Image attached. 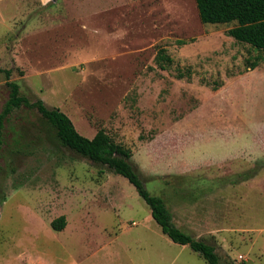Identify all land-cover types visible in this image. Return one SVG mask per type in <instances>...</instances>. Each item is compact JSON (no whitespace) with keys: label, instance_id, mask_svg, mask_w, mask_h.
<instances>
[{"label":"rangeland","instance_id":"1","mask_svg":"<svg viewBox=\"0 0 264 264\" xmlns=\"http://www.w3.org/2000/svg\"><path fill=\"white\" fill-rule=\"evenodd\" d=\"M22 7L0 24V69L11 72H0V113L15 82L82 136L104 131L220 264H264V53L229 36L233 23H202L195 0ZM0 264L207 263L161 232L126 179L20 107L1 136Z\"/></svg>","mask_w":264,"mask_h":264},{"label":"trees","instance_id":"2","mask_svg":"<svg viewBox=\"0 0 264 264\" xmlns=\"http://www.w3.org/2000/svg\"><path fill=\"white\" fill-rule=\"evenodd\" d=\"M199 19L204 24H234L227 33L234 40L246 44L250 48L264 53V0H195ZM158 60V59H157ZM167 63L171 60L167 58ZM257 66V61L250 63ZM8 80L11 72L1 70ZM9 98L0 113V144L3 124L10 113L25 107L35 109L46 122L56 130L60 143L87 158L93 163L107 166L116 175L126 179L138 195L144 200L151 216L161 232L173 243L186 245L197 253L207 264H220L213 246L197 240L177 228L172 223V216L164 200L160 196L151 195L134 171L130 158L132 153L120 144L114 143L102 130L97 131L89 139L75 129L69 117L58 109H49L42 100L29 101L19 94V86L15 82H7ZM66 225L64 216L51 222V228L58 232Z\"/></svg>","mask_w":264,"mask_h":264},{"label":"crops","instance_id":"3","mask_svg":"<svg viewBox=\"0 0 264 264\" xmlns=\"http://www.w3.org/2000/svg\"><path fill=\"white\" fill-rule=\"evenodd\" d=\"M55 0H0V24L6 25L16 20L22 10V4H27L30 13L40 7L53 3Z\"/></svg>","mask_w":264,"mask_h":264}]
</instances>
